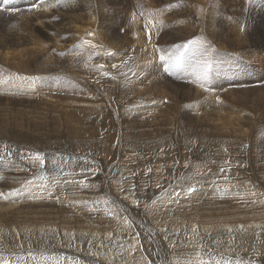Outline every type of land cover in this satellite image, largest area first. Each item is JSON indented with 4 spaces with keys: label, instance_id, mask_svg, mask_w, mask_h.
I'll list each match as a JSON object with an SVG mask.
<instances>
[{
    "label": "rangeland",
    "instance_id": "rangeland-1",
    "mask_svg": "<svg viewBox=\"0 0 264 264\" xmlns=\"http://www.w3.org/2000/svg\"><path fill=\"white\" fill-rule=\"evenodd\" d=\"M101 1V5H106L104 7L105 15L110 14V16L103 17L108 18L107 21L114 24L115 27L106 26V28H103L104 30L97 32V42L104 45H102V53L104 50L106 51L103 55L104 59L95 55L93 63L98 65L102 60V63H108H105V65L109 67L108 69L114 77L99 80L110 81L107 92L109 91L112 101L102 96L100 91L97 93V88L93 89V85L90 83L80 87L74 84V79H76L72 78L74 74L79 75L81 78L85 76L81 74L84 71V67L79 63L80 51L77 52V56L68 59L66 57L68 52H64L63 49V46H65L64 42L72 37V34L65 30V20L69 23H80L79 15L87 22H91L90 18L93 15H96L99 20L97 0H82L78 8L74 6L77 4V0H67L66 11H61L59 18H57L58 16L54 17L40 26H35L28 20H22L18 23L15 31L19 38L18 49L32 47L33 51L36 52H33L22 62V65L27 67L29 76L35 82L36 97L29 102L25 109L8 106L11 112L20 111L26 117L24 119H27V122L23 120L21 113L20 116L6 111L9 122L18 126V128L3 126L0 128L2 133L9 137L13 136V134L24 135V137L17 142H0V163L8 165V168L14 171H21L26 170V165L24 164L26 160L33 161L36 165L38 164L39 172L27 177L21 175L11 179L1 178L0 180V264H94V262L100 264L94 257V250H97L96 247H99V251L104 247L105 254H99V256L106 259L107 264H123L124 249L122 243L126 242L128 238L138 245L132 244L133 248L137 249L138 256L143 264H254L255 262V264H264V201H262V199L264 200V194L261 195L260 202H256L251 198L245 199L240 194L241 192L244 193V190H241L240 187L246 184H253L256 178H259L261 185L264 187L262 176H249V172L237 168L238 163L241 161L250 164L252 161L254 163L251 164V169L257 170V174L260 173L261 169H264V75L262 72L264 71V58H262L264 57V39L263 48L258 51L259 53L250 54V51H247L248 54L245 52L240 53L242 50L234 44L230 45L228 41L221 43L226 50L221 51L217 46L215 49L213 48L214 51H207L210 36L203 32L209 26L215 27L224 24L231 26L230 28L238 32V35L246 39L247 42L260 41V36L264 38V16L258 17L256 11L260 9L259 3L261 0H237L239 4L241 3L240 7L243 6L241 11L243 22H237L238 14L224 10L226 13L222 12L223 14L217 15L222 20L217 17H210L209 19L213 20L210 22L208 17H206L201 21L200 32L192 31L191 34L186 35L189 39L187 37H179L175 38L172 43L168 41V44L171 45L170 47H166L163 44L164 30L169 31L170 29V37L176 34L178 2L183 5H190L194 0H127L130 5L124 12V17L123 13L117 15L118 12L115 10L116 7L111 0ZM224 3L225 0L213 1V5L218 7L223 6ZM32 4L31 6L27 0H8L7 3H5V0H0V9L11 12L8 15H0V26L9 19L13 22V28L15 18H23L27 15H34L33 20L35 17V19L43 16L47 17L49 12L45 13V15L37 13L40 9H43L42 11L45 8L46 11L49 10V7L54 4V0H33ZM42 4H45V8L40 6ZM245 7L246 10H244ZM79 9H83V12H80ZM50 10L57 11L58 9L50 8ZM248 13H253V18ZM124 19H127L126 26H124ZM97 22L92 24L96 25ZM165 23H167V26H164ZM128 26H130L129 31L135 30V33L140 36L142 41L140 39L137 40L138 37L136 35L130 38V34H127L125 30ZM12 28L11 26H2L0 33L8 32ZM114 28L122 29L119 32V37L114 32ZM191 28L192 26L190 25ZM39 30L43 31V35ZM205 34L208 36V40L206 36H203ZM257 34L259 36H255ZM115 36L118 38L116 39ZM146 36L148 37L146 38ZM37 40H42L43 44H40ZM132 44H136L135 47ZM75 48L78 49L77 44ZM9 49L13 50L14 48L9 47ZM143 49L146 54H144V57L129 56L130 51L138 50L137 52H142ZM247 49L250 48L248 47ZM110 50L111 52H109ZM73 53L71 52L70 54ZM120 53H123V56ZM86 56L87 54L80 56V58L82 57L81 59L83 60ZM253 58H258L257 60L260 61L254 64ZM46 60L49 63L54 62L55 66L44 68L42 63ZM144 63L148 64L145 70L140 67ZM118 67L121 70V74H116ZM98 73L97 69L92 71L95 77H97ZM92 78L90 81L92 80L94 84L98 82V79ZM82 83L85 84L84 82ZM65 85L71 91L66 92L62 90L64 87H58ZM50 87L61 88L62 92L51 91ZM162 90L165 91V96L163 95V97L159 94ZM63 92L71 95L65 96ZM82 94L92 95V97H88L90 98V103H88L89 105L85 104V107H88L85 111L80 109L83 106ZM181 95L188 96L190 98L189 101H185L181 98ZM39 96L42 98L41 103L37 100ZM98 96H100L98 99L100 103L108 102L107 105H109L112 102L111 104L114 105V110H116L115 117L123 116L118 117L120 120L117 119L119 122L123 118L122 124L113 123L112 126L108 122L111 121V117H108L106 121L102 117L103 112L99 113L95 110L91 102L94 105L98 103L94 102V98H98ZM153 100H160V103L158 102L160 106H170L171 103L175 107L179 106V103L182 106L188 104L195 108L198 114L206 115V121H201V124L191 122V126L188 118L193 117L192 114L190 112L187 114L183 113L182 123L183 127H185L177 129L174 126L175 122L172 117L166 120L165 116L161 117L162 114L170 113V111L163 108L164 112L159 113L158 103ZM83 101H86V99ZM68 110L75 111L70 115ZM127 118L128 120L125 122ZM220 118L224 120L230 118L232 123L229 126H220L213 121L215 119L220 120ZM234 122L235 125L233 126ZM115 124L118 126H115ZM116 132L119 134L118 136L114 134ZM240 132L248 142V146L243 147L240 144H234L233 147L229 146L227 140L232 137H239L240 135L238 134ZM123 139L125 140L123 141ZM20 144H23L24 147H16ZM118 147L120 150H118ZM255 148H260L262 154L253 153ZM169 155H171V158ZM259 155L261 156L259 157ZM246 156H255L257 160L254 161L253 158L249 159ZM133 157L136 158L134 159ZM22 158L25 159L21 160ZM169 161H171V164H169ZM57 165H66L68 168L67 172H52L51 169ZM189 168L205 172L203 181L206 186H210L208 190L213 194L217 193L215 188L217 182H225L231 186L235 185L239 190L236 193L226 192L220 195L219 201L223 200L222 204L225 202L223 205L216 201L218 199H214L215 203L211 199L209 202L202 204L197 200V197L194 198L193 192L195 190L190 191L193 188H191L192 184L188 183H191L197 177L191 173ZM158 169L163 172L159 173ZM218 170H223L225 176H215ZM145 173H148L147 176ZM131 176L132 178H130L128 184L127 180ZM58 177H67L73 188L65 189L62 186L63 184L53 182ZM92 177L95 179L91 180L90 178ZM153 177L155 180L152 179ZM189 179L190 181L188 182ZM42 180L47 183H40ZM114 188L125 190L124 193L127 194L129 199H133V202L128 204L123 202L116 203L112 199V190ZM24 189H28L29 192L23 194L24 201L22 202L20 200V192L17 191L23 192L25 191ZM181 189L183 190L181 191ZM13 192H17V195L12 194ZM210 192L208 191V194ZM173 194H175L174 197ZM10 195L14 196V199ZM114 195L116 196L117 194L115 193ZM77 196H80V198H75ZM178 196L179 198L181 197L180 200L177 198ZM67 197H73V199L67 200ZM86 198L97 201L96 204H92L97 224H89L93 220L88 217L80 220L83 221L80 225L75 221V218L78 217L77 215L81 213L79 209L75 208L70 212L62 210V206L59 205L62 199L79 204ZM165 198L168 200L169 205H166ZM210 201L213 203H210ZM48 202H54L55 206ZM214 204L215 206H213ZM251 204L255 205V207H252ZM79 205L82 209L85 208L86 201ZM201 205L209 207L201 208ZM259 206L260 209H258ZM224 209L225 211L228 209V211L225 212ZM205 210H207V213ZM145 211H147L146 214ZM251 212L253 213L251 214ZM155 214L157 215L155 216ZM234 215L235 217H232ZM250 215L251 217L255 216L254 218L252 217L254 220L250 219ZM212 216L218 218L212 219ZM196 217L198 219H195ZM255 218L259 220H255ZM156 219H159V221L157 222ZM228 220L234 222L243 220L244 223L238 228V233L228 227L226 228V234L223 233V238H220L221 242H229L226 251L231 255V259L226 260L224 250L207 249L204 252V248L211 243L207 244L206 242L202 245L200 240L196 238L194 231L199 227L196 232L206 235V238H208L214 234L211 227L212 223H221ZM160 221L166 225L163 224V226L157 227L156 225ZM194 222L196 224H193ZM165 227L171 230L169 235H175L176 239L183 237L185 240L181 241V239L180 243L175 244L177 249L172 248V242L169 241V239L172 241L175 237H171L168 240L165 238L166 242L163 244L161 239H164L162 233H165ZM248 227L249 229H255L253 231L254 235L259 234L261 236L257 238L258 241L254 239L255 241L252 243L254 245L245 243V248L241 251L253 260L249 258L239 262L234 258L235 250L233 245L238 242V239L245 242L247 237L245 231ZM150 228H158V231H155L157 233L155 237H158L157 239L163 244V248L153 253H149L150 248L147 251V245L149 246L147 243L151 244L153 237L151 236L152 231ZM215 229L217 231L222 230L219 229V226H216ZM32 230H48L50 236L36 235ZM231 231L235 233L234 237L230 234ZM116 233L122 235V237H115ZM103 235L105 238L114 240L117 243L114 251H112L113 253L108 252L106 254V249L101 239ZM185 236H191V240H187ZM82 238H84V241H82ZM192 243L197 244L192 247ZM145 244L147 245L145 246ZM55 245L71 249L76 248L78 252L72 251L68 255L57 257L53 252L49 251V248ZM94 246L96 249H94ZM260 249L261 252H259ZM86 255L90 259L86 258ZM260 256L263 257L261 258Z\"/></svg>",
    "mask_w": 264,
    "mask_h": 264
},
{
    "label": "bare ground",
    "instance_id": "bare-ground-1",
    "mask_svg": "<svg viewBox=\"0 0 264 264\" xmlns=\"http://www.w3.org/2000/svg\"><path fill=\"white\" fill-rule=\"evenodd\" d=\"M28 1V3L32 6L33 4V0H27ZM81 1L82 0H77V4L76 5H74L75 6V8H78L80 5H81ZM90 1H93V0H90ZM108 1V0H107ZM213 1L214 0H194V2L192 3V4H190V5H183L181 2H178V6H179V10H178V19L176 20V23L178 24V26H177V32H176V34H174V35H172L171 37H170V35H169V33H171V31H170V29H169V31L168 30H164V33H165V37L163 38V44L164 45H166V47H170L171 45H169L168 44V41H170V43H172L173 42V40L175 39V38H179V37H181V38H188V36H186V35H188V34H191V32L193 31V32H195V31H199L200 30V27L202 26L201 25V21H203L206 17H208V20H210L209 18L210 17H217L219 20H222V19H220L217 15L218 14H220V13H222V12H224V13H226L224 10H226V11H228L229 13H231V12H234L235 14H238V18H237V22H243L242 20V16H241V11H242V7H240L241 5V3L239 4V2L237 1V0H233V1H231V0H229V1H227V0H225V3H224V5L223 6H221V7H218L217 5H213ZM241 1V0H240ZM71 2V1H70ZM101 0H97V3H98V13H99V20H98V18H96L97 16L96 15H93V16H91V18H90V21L91 22H87V21H84L83 20V18H82V16L81 15H79L80 16V19H81V22L80 23H77V22H72V23H69L67 20H65V23H64V26H65V30L66 31H68L70 34H72V37L69 39V40H67V41H65L64 43H65V46H63V49H64V52H68V54H67V58L68 59H70V58H72V57H75V56H77L78 54H77V52L78 51H80V55H79V63H80V65L81 66H83L84 67V71L81 73V74H83V75H85V76H83L82 78L79 76V75H73V77L72 78H76V79H74L75 80V85L76 86H78V87H80V86H83V85H85L86 86V84H88V83H90V84H92L93 85V89H96L97 88V93L100 91V94L102 95V96H104L106 99L107 98H109L110 100H111V96H110V94H109V91L107 92V89H109L108 88V84H109V82L110 81H102V80H99V79H104V78H112V77H114V76H112V73L110 72V70L108 69L109 67H107L106 65H105V63L106 64H108L107 62H105V63H102L103 62V60L101 61V59H104V57H103V55L105 54L104 52L106 51V50H104L103 51V53H102V48H103V46L100 44V43H98L97 41V32L98 31H100L101 32V30H104L103 28H106V26H108V27H110V28H113V27H115V25L114 24H112V23H109L108 21H107V19L106 18H104L103 16H110V14H106L105 15V13H104V7L106 6H104V5H101ZM103 2H105V1H103ZM111 2H112V4L116 7L115 8V10L118 12V14L117 15H119V13H123V17H124V12L128 9V7H129V5H130V3H128V1L127 0H124V1H121V0H111ZM244 2V1H243ZM249 2V1H248ZM16 3V2H15ZM245 3V2H244ZM50 4V3H49ZM246 4H247V2H246ZM260 9H257V11H256V13H257V16L258 17H260V16H264V0H261L260 1ZM45 5V4H44ZM43 4L42 5H40V6H44ZM136 5V4H135ZM218 5H219V2H218ZM132 6V5H131ZM257 6V5H256ZM58 7V8H57ZM111 7V6H110ZM132 7H134V6H132ZM248 7V6H247ZM12 8H14V7H12ZM44 8H45V6H44ZM50 8H53V9H58L59 10V12H57V11H53V10H50ZM66 8H67V0H54V4L53 5H51L50 7H49V10H45L44 9V11H42L41 9H40V11L37 13V14H44L45 15V13H47V12H49L48 14L49 15H47V17L45 16H43V17H40V18H37V19H35L34 18V20H33V16L34 15H27V16H25V17H17V18H15L14 19V27L12 28V26H13V22L12 21H10L9 19L2 25V26H11V30L10 31H8V32H4V33H0V36H3V37H0V128L1 127H3V126H12V127H14L15 129L16 128H18V126H16V125H13L12 123H10L9 122V120H8V118H7V115H6V111L7 112H10V113H14V114H18V115H20V111H18V110H15V111H13V112H11L10 111V109H9V105H11V106H16V107H19V108H21V109H25V107L29 104V102L31 101V100H33L36 96H35V82H33V79H31V77L29 76V72H27V67L26 66H24V65H22V62H23V60L24 59H27L31 54H33V48L32 47H27V48H24V49H18L19 48V44H18V40H19V38H18V36H17V34L15 33V31H16V29H17V27H18V23L19 22H21L22 20H28V21H30V22H32L35 26H40L41 24H43V23H46V22H48V21H50L52 18H54V17H57V18H59V15L61 14V11H66ZM114 8V7H113ZM112 8V9H113ZM258 8V7H257ZM18 9V8H17ZM39 9V8H38ZM109 9V8H108ZM130 9V8H129ZM140 9V8H139ZM80 10V12H83V9H79ZM110 10V9H109ZM114 10V9H113ZM244 10H246V7H245V9ZM243 10V11H244ZM50 11H51V13H50ZM248 11V10H247ZM250 12V11H249ZM252 12V11H251ZM255 12V11H254ZM26 13V12H25ZM115 13V12H114ZM246 13V12H245ZM8 14H11V12H9V11H2V9H0V15H8ZM30 14V13H29ZM32 14V13H31ZM131 14V13H130ZM223 14V13H222ZM233 14V13H232ZM249 15H251V18H253L252 17V14L253 13H248ZM140 15H142V14H140ZM229 15V14H228ZM38 16H40V15H38ZM230 16V15H229ZM233 16H237V15H233ZM11 17H14V16H11ZM228 17V16H227ZM232 17V16H231ZM247 17V16H246ZM75 18H76V16H75ZM128 18V17H127ZM134 18V17H133ZM230 18V17H229ZM235 18V17H234ZM110 19H111V17H110ZM131 19V18H130ZM135 19V18H134ZM138 19V18H137ZM136 19V20H137ZM215 19V18H214ZM262 19V18H261ZM118 20V19H117ZM125 20V19H124ZM127 20V19H126ZM126 20H125V25L124 26H126ZM132 20V19H131ZM228 20V19H227ZM230 20V19H229ZM232 20V19H231ZM98 21V22H97ZM113 21V20H112ZM129 21V20H128ZM206 21V20H205ZM211 21H213V20H210V22ZM218 21V20H217ZM216 21V22H217ZM258 21V20H257ZM97 22V24L96 25H93L92 23H96ZM215 22V23H216ZM224 22H225V19H224ZM231 22V21H230ZM234 23V22H233ZM257 23V22H256ZM119 24V23H118ZM117 24V25H118ZM136 24V23H135ZM172 24V23H171ZM203 24H205V23H203ZM206 24H207V21H206ZM212 24H214V23H212ZM220 24V23H219ZM227 24V23H226ZM120 25V24H119ZM174 25H175V23H174ZM190 25L192 26V28L190 29ZM231 25V24H230ZM236 25V24H235ZM257 25V24H256ZM2 26H0V28L2 27ZM99 26H103V27H99ZM105 26V27H104ZM121 26V25H120ZM164 26H167V23H165L164 24ZM206 26H208V25H206ZM212 26V25H211ZM214 26H215V24H214ZM116 27H118V26H116ZM123 27V26H122ZM137 27V26H136ZM139 28H140V26H138ZM150 27V26H149ZM168 27H170V26H168ZM231 27V26H230ZM229 26H227V25H220V26H215V27H207L203 32H206L209 36H210V39H209V41H208V47H207V51H214V49H215V47H219L220 49L219 50H226L224 47H222V45H221V43L223 42V41H228V43L230 44V45H235L237 48H239V49H241L242 51L240 52V53H243V52H245L246 54H248L247 53V51L249 52L250 51V54L251 53H256V52H258L261 48H263V36H260L259 38H260V41H248L247 42V40L246 39H243V38H241L239 35H238V32H236V31H234V29L233 28H230ZM233 27V26H232ZM119 28V27H118ZM118 28H114V32L117 34V36L119 35V32L122 30V29H118ZM174 28V27H173ZM176 28V27H175ZM205 28V27H204ZM203 28V29H204ZM238 28V27H237ZM3 29V28H2ZM129 29H130V26H128V27H126L125 28V30H126V32H127V34H130V38H132V37H134L135 35L138 37V39L137 40H139L140 39V36L137 34V33H135V30L134 31H129ZM141 29V28H140ZM166 29H168L167 27H166ZM172 29V28H171ZM240 29V28H239ZM261 29V28H260ZM110 30V29H109ZM139 31V30H138ZM150 31V30H149ZM152 31V30H151ZM168 31V32H167ZM241 31V30H240ZM1 32V31H0ZM39 32L43 35V31L42 30H39ZM112 32V31H111ZM148 32V31H147ZM167 32V33H166ZM200 32V31H199ZM105 33V32H104ZM149 33V32H148ZM147 33V35H149ZM154 33V32H153ZM156 33V32H155ZM173 33V32H172ZM202 33V32H201ZM242 33H243V31H242ZM248 33V32H247ZM126 34V35H127ZM203 34V33H202ZM104 35V34H103ZM106 35L108 36V34L106 33ZM153 35H155V34H153ZM179 35V36H178ZM180 35H185V36H180ZM198 35V34H197ZM197 35H196V37H197ZM101 36V35H100ZM117 36H115L116 37V39L119 37H117ZM142 36V35H141ZM151 36V35H150ZM199 36V35H198ZM203 36H206V39H207V35L205 34V35H203ZM255 36H259V34H257V35H255ZM148 36H146V38H147ZM190 37V36H189ZM195 37V38H196ZM98 38H99V36H98ZM112 38H114L113 36H112ZM111 38V39H112ZM136 38V37H135ZM142 38V37H141ZM191 38V37H190ZM193 38V37H192ZM205 38V37H204ZM149 39V38H148ZM154 39V38H153ZM189 39V38H188ZM101 40H102V38H101ZM108 40V39H107ZM114 40V39H113ZM126 40V39H125ZM141 40V39H140ZM208 40V39H207ZM102 41H104V39L102 40ZM142 41V40H141ZM146 41H148V40H146ZM152 41V40H151ZM150 41V42H151ZM177 41V40H176ZM185 41V40H184ZM184 41H181V42H184ZM37 42H39L40 44H43V41L42 40H37ZM107 42V41H106ZM126 42H128V40H126ZM140 42V41H139ZM143 42H145V41H143ZM149 42V41H148ZM156 42V41H155ZM175 42V41H174ZM178 42V41H177ZM179 42H180V39H179ZM178 42V43H179ZM200 42H201V40H200ZM69 43V44H68ZM104 43V42H103ZM192 43V42H191ZM195 43V42H194ZM225 43V42H224ZM77 44V47H78V49L77 48H75V45ZM139 44V43H138ZM141 44V43H140ZM143 44V43H142ZM197 44V43H196ZM199 44V43H198ZM205 44V43H204ZM108 45V44H107ZM112 45V44H111ZM119 45V44H118ZM133 45V44H132ZM135 45L136 44H134L133 46L135 47ZM144 45V44H143ZM146 45V44H145ZM120 46V45H119ZM154 46V45H153ZM182 46V45H181ZM198 46V45H197ZM228 46V45H227ZM9 47H13L14 49L13 50H10L9 49ZM144 47V46H143ZM250 48V49H247V48ZM137 48V47H136ZM135 48V49H136ZM154 48V47H153ZM195 48V47H194ZM199 48V47H198ZM201 48V47H200ZM214 48V49H213ZM149 49V48H148ZM180 50V49H179ZM138 51V50H137ZM136 50H134V51H130L129 52V56L130 55H133V56H136L137 58H141V57H144L146 54L144 53V49H143V51L142 52H137ZM203 51V50H202ZM71 52H74L73 54H70ZM109 52H111V50L109 51ZM113 52V51H112ZM121 52V51H120ZM182 52V51H181ZM34 53H36V52H34ZM119 53V52H118ZM124 53V52H123ZM122 53V54H123ZM239 53V54H240ZM259 53V52H258ZM261 53V52H260ZM85 54H87V56L86 57H84V59L82 60L81 58H80V56H83V55H85ZM121 54V53H120ZM121 54V55H122ZM145 54V55H144ZM147 54H148V52H147ZM95 55H97V56H101V59L98 61L99 63H100V61H101V63L100 64H98V65H94V63H93V60L95 59L94 58V56ZM115 55H118V54H115ZM125 55L126 56H128V54L127 53H125ZM237 55V54H236ZM123 56V55H122ZM255 56V55H254ZM105 57H107V56H105ZM119 57H121V56H119ZM204 57V56H203ZM262 57V56H261ZM114 58V57H113ZM112 58V59H113ZM117 58H118V56H117ZM133 58V57H132ZM136 58V59H137ZM172 58V57H171ZM262 58H264V57H262ZM108 59V58H107ZM120 59V58H119ZM135 59V60H136ZM170 59V58H169ZM254 60V64H256L257 62H259L260 60H257L258 58H253ZM98 60V59H97ZM97 60H96V62H97ZM115 60V59H114ZM113 60V61H114ZM139 60V59H138ZM146 60V59H145ZM151 60V59H150ZM195 60V59H194ZM242 60V59H241ZM108 61V60H107ZM112 61V62H113ZM124 61H125V59H124ZM141 61V60H140ZM175 61V60H174ZM95 62V63H96ZM110 62V61H109ZM115 62V61H114ZM122 62H123V60H122ZM167 62V61H166ZM118 63H119V60H118ZM121 63V62H120ZM151 63V62H150ZM196 63V62H195ZM97 64V63H96ZM115 64H117V63H115ZM126 64V63H125ZM169 65V64H168ZM173 65V64H172ZM193 65H195V64H193ZM42 66L44 67V68H47V67H54L55 66V63L54 62H48L47 60L46 61H44L43 63H42ZM115 66V65H114ZM258 66V65H257ZM120 67V66H119ZM119 67H118V71L116 70V74H121V70H119ZM140 67L143 69V70H145L147 67H148V64L147 63H144V64H141L140 65ZM187 67V66H186ZM112 68H115V67H112ZM122 68V67H121ZM261 68V67H260ZM263 68H264V66H263ZM94 69H97L98 71H99V73H98V75H97V77H95L94 76V74H92V71L94 70ZM116 69V68H115ZM167 69V68H166ZM111 70H114V69H111ZM153 70V69H152ZM168 70V69H167ZM240 70V69H239ZM254 70H255V68H254ZM184 71V70H183ZM206 71V70H205ZM204 71V72H205ZM260 71V70H259ZM113 72V71H112ZM263 72V75H264V71H262ZM114 73H115V71H114ZM191 73V72H190ZM202 73V72H201ZM255 73V72H254ZM189 74V73H188ZM193 75V74H192ZM197 75H199V74H197ZM256 75V74H255ZM254 75V76H255ZM94 76V77H93ZM238 76V75H237ZM94 78V79H98V82H95V84H94V82L91 80L90 81V79L91 78ZM204 77H206V76H204ZM264 77V76H263ZM30 78V79H29ZM92 78V79H93ZM111 80V79H110ZM152 80V79H151ZM205 80V79H204ZM95 81V80H94ZM145 81V80H144ZM196 81V80H195ZM73 82V81H72ZM82 82H84L85 84H83ZM111 82H112V80H111ZM150 83V82H149ZM195 83V82H194ZM178 84V83H177ZM192 84V83H191ZM96 85V86H95ZM143 85V84H142ZM90 86V85H89ZM89 86H87V87H89ZM95 86V87H94ZM110 86V85H109ZM190 86V85H189ZM252 86V85H251ZM58 87H61V88H63L62 90H64V91H66V92H69V91H71L69 88H68V86L67 85H65V86H58ZM58 87H56V88H53V87H50V90L51 91H56V93H59V91H61L62 92V90H61V88L60 89H57ZM140 87V86H139ZM223 87V86H222ZM221 87V88H222ZM110 88H111V86H110ZM152 89V88H151ZM68 90V91H67ZM144 91V90H143ZM198 91V90H197ZM196 91V92H197ZM66 92H63L64 94H65V96H70L71 94H68V93H66ZM148 92V91H147ZM167 92V91H166ZM184 92V91H183ZM186 92V91H185ZM164 93H165V91L164 90H162L161 91V93H159L162 97H163V95H164ZM206 93V92H205ZM63 94V95H64ZM192 94V93H191ZM190 95V94H189ZM92 97V95H88V94H82L81 95V99H82V102H83V106L82 107H80V109H81V111H85V109H87L88 107L86 106L85 107V104L87 103H90L89 102V99L90 98H88V97ZM165 96V95H164ZM80 97V96H79ZM99 97L100 96H98V98H94V102H98V103H95V105L93 104V102H91L92 103V105L94 106V108H95V110H97L99 113H102L103 112V114H102V117L104 118V120H108L107 118L108 117H111L112 119H111V121H108L109 123H111V125L113 124V123H121L123 120V118L121 119V121H117V119H118V117L116 118L115 117V114H116V110H114V105L113 104H111L112 102H110V104L109 105H107L108 104V102L107 103H103L102 101V103H100V101L98 100L99 99ZM103 97V98H104ZM181 98H183L185 101H189V97L188 96H186V95H181ZM41 96H39L38 97V101L41 103ZM86 99V101H83V100H85ZM92 99V98H91ZM108 100V99H107ZM206 100V99H205ZM91 101H93V100H91ZM112 101V100H111ZM155 103H160V100H153ZM209 101V100H208ZM181 102V101H180ZM157 104V106H158V109H159V113H163L164 112V110H163V108H166V109H168L169 111H170V113L169 112H166L165 114H162L161 115V117H164L165 116V120L167 119V118H169V117H172L173 119H174V122H175V124H174V126L177 128V129H183L184 127H183V123H182V121H183V113H185V114H187V113H191L192 114V116L193 117H190V118H188V121H189V124L191 125V122H194V123H196V122H198V124L200 123L201 124V121H206L205 120V116L204 115H202V114H198V111L195 109V108H192L190 105H188V104H186V105H183L182 106V104L181 103H179L180 105L179 106H177V107H175L172 103L170 104V106H168V105H164V106H160V104ZM188 103V102H187ZM67 105H68V103H67ZM66 105V106H67ZM89 105V104H88ZM91 105V104H90ZM92 106V107H93ZM91 108V107H90ZM93 108V109H94ZM92 109V110H93ZM123 109V108H122ZM75 111V110H74ZM74 111H69L68 110V112H69V114L71 115L72 114V112H74ZM119 111V110H118ZM22 114V113H21ZM129 114V113H128ZM139 114V113H138ZM123 115V114H122ZM125 115V114H124ZM21 116V115H20ZM104 116H106V117H104ZM130 116V115H129ZM98 117V116H97ZM120 117H123V116H120ZM119 117V118H120ZM127 117V116H126ZM208 117V116H207ZM22 118H23V120L24 121H26L27 122V119L25 120L24 118H26L23 114H22ZM101 118V117H100ZM99 118V119H100ZM125 119V118H124ZM212 119V118H211ZM233 119V118H232ZM102 120V119H101ZM118 120H120V119H118ZM127 120H128V118L125 120V122H127ZM234 120V119H233ZM130 121V120H129ZM214 122H217L220 126H229L232 122H230L231 121V119L230 118H227L226 120H224L223 118H220V120L219 119H215V120H213ZM102 122V121H101ZM141 122V121H140ZM124 123V122H123ZM216 123V124H217ZM115 124V126H118V125H116ZM122 124V123H121ZM124 124H126V123H124ZM139 124V123H138ZM127 125H129V124H127ZM134 125V124H133ZM154 125V124H153ZM212 125V124H211ZM215 125V124H214ZM235 125V122L233 123V126ZM113 126V125H112ZM120 126V125H119ZM131 126V125H130ZM192 126V125H191ZM8 127H7V129H8ZM108 127V126H107ZM134 127H136V126H134ZM133 127V128H134ZM138 127V126H137ZM115 128V127H114ZM114 128L112 129V133H113V130H114ZM122 128H124V127H122ZM218 128V127H217ZM110 129V128H109ZM108 129V130H109ZM120 129H121V127H120ZM127 129V128H126ZM131 129V128H130ZM134 129H136V128H134ZM231 129V128H230ZM125 130V129H124ZM124 130H122V131H124ZM128 130V129H127ZM17 131V130H16ZM21 131V130H20ZM131 131V130H130ZM142 131V130H141ZM140 131V132H141ZM12 132H14V131H12ZM125 132V131H124ZM10 133H11V131H10ZM15 133V132H14ZM23 133V132H22ZM109 133V132H108ZM111 133V132H110ZM120 133V132H119ZM131 133H133V132H131ZM142 133V132H141ZM224 133H226L225 131H224ZM114 134H117V132L116 133H114ZM119 134H117L116 136H118ZM130 135V134H129ZM234 135H236V134H234ZM238 135H240L239 137H232V138H229L227 141H228V145L229 146H231V147H233L234 146V144H240L241 146H243V147H246V146H248V142L246 141V139L244 138V136L241 134V132L238 134ZM121 137H122V135H120ZM131 136H133V135H131ZM131 136H129L130 138H131ZM24 137V135L22 136V135H20V134H13V136H7V135H4L3 133H2V131L0 130V142H17V141H19V140H21L22 138ZM109 137H110V135H109ZM125 137H126V135H125ZM111 138V137H110ZM136 138V137H135ZM142 138V137H141ZM145 138V137H144ZM143 138V139H144ZM126 139H128V138H126ZM132 139H134V138H132ZM140 139V138H139ZM142 139V140H143ZM147 139V138H146ZM145 139V140H146ZM12 140V141H11ZM125 139H123V141H124ZM116 142V141H115ZM136 142H137V139H136ZM140 142H142V141H140ZM144 142V141H143ZM129 143V142H128ZM196 143V142H195ZM136 144H138V143H136ZM145 144H146V141H145ZM135 145V144H134ZM150 145V144H149ZM130 146V145H129ZM16 147H24L23 146V144H20L19 146H16ZM130 147H132V146H130ZM188 147V146H187ZM26 148H27V146H26ZM26 148H25V150H26ZM135 148V147H134ZM139 148V147H138ZM137 148V149H138ZM190 148V147H189ZM131 149V148H130ZM147 149V148H146ZM182 149V148H181ZM192 149V148H191ZM198 149V148H197ZM216 149V148H215ZM29 150V149H28ZM118 150H120V148L118 147ZM187 150V149H186ZM195 150V149H194ZM30 151V150H29ZM146 151V150H145ZM133 152V151H132ZM137 152V151H136ZM149 152V151H148ZM147 153V152H146ZM253 153H260V154H262V150L260 149V148H255L254 150H253ZM120 154V153H119ZM122 155V154H121ZM143 155V154H142ZM141 155V156H142ZM133 156V155H132ZM131 156V157H132ZM146 156V155H145ZM261 155H259V157H260ZM264 156V155H263ZM23 157H24V155H23ZM168 157V156H167ZM169 157L171 158V155H169ZM168 157V158H169ZM173 157V156H172ZM247 158H249V159H254V161H256L257 160V157H255V156H252V157H248V156H246ZM119 158V157H118ZM134 158V157H133ZM136 158V157H135ZM134 158V159H135ZM167 158V159H168ZM23 159H25V158H22L21 160H23ZM20 160V161H21ZM164 160V159H163ZM169 160V159H168ZM133 161V160H132ZM132 161H131V164H132ZM148 161V160H147ZM172 161V160H171ZM171 161H169V164H171L170 162ZM177 161V160H176ZM141 162V161H140ZM160 162V161H159ZM134 163V162H133ZM144 163V162H143ZM182 163V162H181ZM200 163V162H199ZM252 163H254V162H252L251 161V164ZM260 163V162H259ZM263 163V162H262ZM24 164L26 165V170H21V171H14V170H12V169H9L8 167V165H6V164H3V163H0V180H1V178H8V179H11V178H15V177H18V176H21V175H23V177H27V176H30L31 174H33V173H36V172H39V166H38V164L36 165V163H34L33 161H28V160H26L25 162H24ZM156 164V163H155ZM162 164V163H161ZM164 164V163H163ZM176 164V163H175ZM251 164L250 163H248V162H244V161H241L240 163H238V166H237V168H241V169H243L244 171H247V172H249V176H256V177H263L264 178V169H261V170H263V172H261V170L259 171L260 173H258L257 174V170H252L251 168ZM138 165V164H137ZM146 165V164H145ZM153 165V164H152ZM159 165V164H158ZM135 166H136V164H135ZM143 166V165H142ZM142 166H141V168H142ZM149 166H150V164H149ZM174 166V165H173ZM154 167V166H153ZM156 167H157V165H156ZM167 167V166H166ZM185 167V166H184ZM149 168V167H148ZM260 168V167H259ZM145 169V168H144ZM162 169V168H161ZM159 170L158 172L159 173H161V172H163L162 170ZM165 169V168H164ZM163 169V170H164ZM203 169V168H202ZM66 170H68V168L66 167V165H57L56 167H54V168H52L51 169V171L52 172H57V173H60V172H67ZM139 170V169H138ZM155 170V169H154ZM181 170V169H180ZM189 170L191 171V173L195 176V177H197L196 179H193L192 181H191V183L189 182L190 181V179L188 180V184H192L191 185V188H193L195 191L193 192V195H195L194 196V198H196L197 197V200H199L202 204H204V203H207V202H209V200H214V199H218V200H216V201H219L220 199H219V197H220V195H222V194H225L226 192H231V193H236L239 189H238V187L237 186H235V185H228V184H226L225 182H217V184L215 185V188H216V190H217V193H215V194H213L212 192H210V190H208L209 188H210V186H206V183L203 181V178H204V171H202V170H199V169H193V168H189ZM178 171V170H177ZM187 171V170H186ZM27 172V173H26ZM149 172V171H148ZM154 172V171H153ZM175 172V171H174ZM183 172V171H182ZM57 173H55V174H57ZM156 173V172H155ZM146 174V173H145ZM148 174V173H147ZM147 174H146V176H147ZM157 174V173H156ZM190 174V173H189ZM160 175V174H159ZM188 175V174H187ZM191 175V174H190ZM189 175V176H190ZM155 176V175H154ZM168 176V175H167ZM185 176H186V174H185ZM215 176H225L224 175V172H223V170H218L217 171V174L215 175ZM160 177V176H159ZM171 177V176H170ZM187 177V176H186ZM261 177V179H262V183L264 184V181H263V178ZM130 178H132V176L131 177H129V179L127 180V182H128V184H129V180H130ZM168 178H169V176H168ZM188 178V177H187ZM91 180L92 179H95L94 177H92V178H90ZM152 179H154V177L152 178ZM182 179V178H181ZM192 179V178H191ZM155 180V179H154ZM158 180H159V178H158ZM169 180V179H168ZM172 180V179H171ZM153 181V180H152ZM160 181H162L161 179H160ZM159 181V182H160ZM175 181V180H174ZM2 182V181H1ZM53 182H55L56 184H59V183H61V184H63L62 186L65 188V189H72L73 188V185L70 183V181L67 179V177H58V178H56V179H54L53 180ZM156 183H158L157 181H155ZM185 182V181H184ZM40 183H42V184H46L47 182L46 181H44V180H42ZM155 183V184H156ZM169 183V182H168ZM173 183V182H172ZM142 184V183H141ZM186 184V183H185ZM157 185H159V184H157ZM166 185V184H165ZM183 185V184H182ZM131 186V185H130ZM143 186V185H142ZM160 187V186H159ZM178 187V186H177ZM138 188V187H137ZM143 188V187H142ZM136 189V188H135ZM139 189V188H138ZM166 189V188H165ZM164 189V190H165ZM179 189V188H178ZM240 189L241 190H244V193L243 192H241L240 194H242V196L245 198V199H247V198H251L252 200H254V201H256V202H260V198H261V195L262 194H264V187H263V185H261V182H260V180H259V178H256L254 181H253V184H246V185H242L241 187H240ZM25 191H23V192H21V191H17V192H20V196H21V198L20 197H18V198H20V200L23 202L24 201V195L23 194H25L26 192H29V190L28 189H24ZM144 190V189H143ZM180 190V189H179ZM183 189H181V191H182ZM189 190V189H188ZM113 192H112V199L116 202V203H118V202H120V203H129V202H133V199H129L128 198V196H127V194H125L124 193V191L125 190H122L121 188H114L113 190H112ZM180 191V192H181ZM208 191L210 192V194L212 193V195L211 196H209L210 194H208ZM211 191H213V190H211ZM17 192H13L12 194H15V196L17 195L16 193ZM138 192V191H137ZM167 192V191H166ZM179 192V191H178ZM117 194L116 196L114 195V194ZM170 193V192H169ZM176 193V192H175ZM182 193V192H181ZM183 193H184V191H183ZM186 193V192H185ZM192 193V192H191ZM19 194V193H18ZM157 194V193H156ZM167 194V193H166ZM189 194V193H188ZM136 195V194H135ZM138 195H139V193H138ZM171 195H172V191H171ZM174 195L175 194H173V197H174ZM185 195V194H184ZM11 196V195H10ZM9 196V197H10ZM159 196V195H158ZM176 196H177V194H176ZM188 196H190V195H188ZM8 197V196H7ZM11 197H13L12 199H14V196H11ZM172 197V196H171ZM211 197V198H210ZM75 198H80V196H77V197H75ZM140 198V197H139ZM177 198H179V196L177 197ZM181 198V197H180ZM180 198H179V200H180ZM186 198V197H185ZM192 198V197H191ZM263 198V197H262ZM8 199V198H7ZM67 200H71V199H73V197H67L66 198ZM142 199V198H141ZM145 199V198H144ZM11 200V199H10ZM19 200V199H18ZM67 200H64V199H62V202H60V206H62V210H65V211H70L71 212V210H73V209H75V208H77V210L79 209L80 211H81V213L80 214H78L77 216L78 217H76L75 218V221L77 222V223H79L80 225L83 223V221H80V220H82V219H84V218H88V217H90V219L92 218V220H93V222H90L89 224H97V221H96V219L94 218V216H95V211L93 210V206H92V204H96L97 203V201H94V200H92V199H89V198H86L85 200H83L82 202H79V204H83L85 201H86V207L85 208H83L82 209V207L78 204V203H72V202H68ZM178 200V199H177ZM182 200V199H181ZM184 200V199H183ZM186 200V199H185ZM196 200V199H195ZM37 201H40V200H37ZM37 201H36V203H37ZM42 201V200H41ZM135 201V200H134ZM165 203H166V205H169V202H168V200L165 198ZM187 201V200H186ZM262 201H264L263 199H262ZM20 202V201H19ZM181 202V201H180ZM182 202H184V201H182ZM214 203H215V200L213 201ZM213 202H211L210 201V203H213ZM221 202H223V200H221ZM220 201H219V203H221ZM41 203V202H40ZM40 203H38V204H40ZM43 203V202H42ZM46 203V202H45ZM49 204H51V205H53V206H55L54 205V202H48ZM151 203V202H150ZM187 203V202H186ZM225 203V202H224ZM223 203V204H224ZM135 204V203H134ZM141 204V203H140ZM153 204V203H152ZM190 204V203H189ZM192 204V203H191ZM218 204V203H217ZM222 204V203H221ZM222 204V205H223ZM132 205V204H131ZM141 205H143V204H141ZM151 205V204H150ZM155 205V204H154ZM187 206H188V204H186ZM193 205H195V203H193ZM227 205V204H226ZM259 205V204H258ZM36 206H37V204H36ZM41 206V205H40ZM136 206H137V203H136ZM190 206V205H189ZM196 206V205H195ZM200 206V205H199ZM207 205H201V208L202 207H206ZM213 206H215V204L213 205ZM217 206V205H216ZM251 206L252 207H255V205H253V204H251ZM257 206V205H256ZM106 207V206H105ZM150 207V206H149ZM198 207V206H197ZM207 207H209V206H207ZM223 207V206H222ZM226 207V206H225ZM225 207H223V208H225ZM262 207V206H261ZM38 208V207H37ZM41 208V207H40ZM129 208V207H128ZM133 208H135L134 206H133ZM227 208V207H226ZM132 209V208H131ZM136 209V208H135ZM150 209H152V207H150ZM197 209V208H196ZM206 209V208H205ZM211 209V208H210ZM218 209H220L219 207H218ZM229 209V208H228ZM228 209H226V211H225V209H224V211L225 212H227L228 211ZM258 209H260V206H259V208ZM145 210V209H144ZM153 210V209H152ZM159 210V209H158ZM203 210H204V208H203ZM222 210V209H221ZM121 211V210H120ZM132 211H134V210H132ZM148 211V210H147ZM147 211H145V214H146V212ZM155 211V210H154ZM207 210H205V212H206ZM212 211V210H211ZM210 211V212H211ZM76 212H78V211H76ZM123 212V211H122ZM138 212V211H137ZM136 212V213H137ZM149 212V211H148ZM157 212H159V211H157ZM157 212H155V213H157ZM225 212H223V213H225ZM229 212H231V211H229ZM229 212H228V214H229ZM135 213V214H136ZM144 213V212H143ZM160 213V212H159ZM207 213V212H206ZM220 213V212H219ZM253 212H251V214H252ZM138 214V213H137ZM149 214V213H148ZM231 214H232V212H231ZM133 215V214H132ZM131 215V216H132ZM140 215V214H139ZM143 215V214H142ZM150 215V214H149ZM157 214H155V216H156ZM209 215V214H208ZM211 215V214H210ZM213 215V214H212ZM215 215V214H214ZM224 215H226V213L224 214ZM230 215V214H229ZM138 216V215H137ZM145 216H147V217H149L148 215H145ZM231 216V215H230ZM229 216V217H230ZM249 216V215H248ZM97 217V216H96ZM213 217V216H212ZM216 217V216H215ZM215 217H213L212 219H214ZM227 217V216H226ZM228 217V218H229ZM232 217H235V215L234 216H232ZM240 217V216H239ZM250 217H251V215H250ZM253 218L255 217V216H252ZM252 217L250 218L251 220H254V219H252ZM263 217V216H262ZM102 218V217H101ZM101 218H100V220H101ZM114 218V217H113ZM149 218H151V217H149ZM158 218V217H157ZM216 218H218V217H216ZM222 218V217H221ZM242 218V217H241ZM99 219V218H98ZM151 219H155V218H151ZM195 219H198L197 217L195 218ZM210 219V218H209ZM208 219V220H209ZM220 219V218H219ZM226 219V218H225ZM235 219V218H234ZM263 219H264V217H263ZM143 220V219H142ZM146 220V219H145ZM157 220V219H156ZM155 220V221H156ZM221 220V219H220ZM222 220H223V218H222ZM255 220H259L258 218H255ZM90 221V220H89ZM159 221V219L157 220V222ZM99 222V221H98ZM140 222V221H139ZM148 222V221H147ZM154 222V221H153ZM214 222V221H213ZM155 223V222H154ZM169 223V222H168ZM172 223V222H171ZM244 223V221L242 220L241 222H234V221H223V222H221V223H215V224H213L212 223V225H211V227H212V231H214V234L212 235V236H209L208 238H206V235H201V234H199L198 232H196V230L197 229H199V227L194 231L195 232V235H196V238H198L199 240H200V243L203 245L204 243H206L207 242V244L209 243H211L210 245H207V247H205L204 248V252H206L207 251V249H217L218 251H222V250H224V254H225V259L226 260H228V259H231V255H229L228 254V252L226 251V249H227V245L229 244V242H221L220 241V238H223V233H225L226 234V228H232L233 229V231L235 232V233H238L239 231H238V228L241 226V224H243ZM142 224V223H141ZM145 224H147V223H145ZM149 224H151V223H149ZM156 224V223H155ZM158 224V223H157ZM163 224H165V223H162L161 221H160V223L158 224V225H156L157 227H160V226H163ZM193 224H196L195 222L193 223ZM255 224H256V222H255ZM118 225V224H117ZM120 225V224H119ZM148 225V224H147ZM147 225H146V227H147ZM166 225V224H165ZM168 225V224H167ZM210 225V224H209ZM155 226V225H154ZM169 226H171V225H169ZM216 226H219V229L221 230V231H217L215 228H216ZM225 226V227H224ZM257 226V225H256ZM143 227V226H142ZM149 227V226H148ZM175 228H176V226H174ZM250 227H252V226H250ZM206 228V227H205ZM208 228V227H207ZM225 229V230H224ZM145 230V229H144ZM148 230H149V228H148ZM150 230L152 231L151 233H152V235L151 236H153L152 237V242H151V244L150 243H147V244H149V246L147 245V244H145V246L147 245V251L149 250V248H150V251H149V253H153V252H155V251H158V250H160L161 248H163V244H165V242H166V239L168 240L169 238H171V237H175V235H169L170 234V231L171 230H169V228L168 229H166V227H165V233H162V235H163V237H164V239L162 238L161 240H162V242H163V244L155 237V236H157V233H155V231H158V228H150ZM255 229H249V227L248 228H246V234H247V237H246V239H245V242H244V240H240L239 241V239H238V242H236L234 245H233V248H234V250H235V256L234 255H232V256H234V258L236 259V261H239V262H241L240 260H248L249 258H250V260H253V259H251V257L250 256H248L247 254H245V253H243V252H241L242 251V249L243 248H245L244 246H245V243L246 244H248V245H254V244H252L253 243V241H255V240H257L258 241V239L257 238H259L261 235H259V234H257V235H254L253 234V231H254ZM36 235H48V236H50V233L48 232V230H32ZM177 231H178V229H177ZM233 231H231V235H232V237H234V235H235V233L233 232ZM203 232V231H202ZM182 234V233H181ZM180 234V235H181ZM159 236V235H158ZM183 236H184V234H183ZM115 237H117V238H120V237H122V235H120V234H118V233H116L115 234ZM178 237V236H177ZM186 237V236H185ZM166 238V239H165ZM191 238V236H188V237H186V239L187 240H189ZM81 239V238H80ZM83 240L82 241H84V238H82ZM102 242H103V244H104V246H105V249H106V254H108V252H110V253H113L112 251H114V248L117 246V243L114 241V240H109V239H107V238H105V236L103 235L102 236ZM129 239V238H128ZM127 239V241L126 242H123L122 243V247H123V249H124V260H123V264H143V262L141 261V259L139 258V256H138V252H137V249H135V248H133V245L132 244H135L136 245V242L134 243L133 242V240L132 239H129L128 240ZM178 239V240H177ZM176 239V237L171 241L170 239H169V241L170 242H172L171 244H172V248H174V249H177V246H175V244H178V243H180V240L181 241H183L184 239H183V237H181V238H177ZM255 239V240H254ZM191 240V239H190ZM185 241V240H184ZM121 243V242H120ZM188 244V243H187ZM197 243H192L191 245H193L192 247H195V245H196ZM199 244V243H198ZM136 246H138V245H136ZM97 248V250H94V253H95V259H96V261L99 263L100 262V264H107V262H106V259H104L102 256H99V254L101 255V254H105V250H104V247L102 248V250L101 251H99L98 250V248L99 247H96ZM95 248V246H94V249H96ZM262 249V248H261ZM261 249H260V251L259 252H261ZM90 250V249H89ZM49 251H51V252H53L54 254H55V256H61V257H63L64 255H68V254H70L72 251H75V252H78V249H76V248H73V249H71V248H65V247H58V246H52V247H50L49 248ZM244 251V250H243ZM140 252V251H139ZM252 252V251H251ZM263 253V252H262ZM262 255V254H261ZM86 258H89L90 259V257H88L87 255L85 256ZM254 257H256V256H254ZM261 257V256H260ZM263 257V256H262ZM261 257V258H262ZM257 260V259H256ZM243 262V261H242ZM251 262V261H250ZM245 263V262H244ZM256 263V262H255ZM254 263V264H255ZM94 264H97L96 262H94ZM109 264V263H108ZM111 264V263H110ZM145 264V263H144ZM258 264V263H257Z\"/></svg>",
    "mask_w": 264,
    "mask_h": 264
},
{
    "label": "snow or ice",
    "instance_id": "snow-or-ice-1",
    "mask_svg": "<svg viewBox=\"0 0 264 264\" xmlns=\"http://www.w3.org/2000/svg\"><path fill=\"white\" fill-rule=\"evenodd\" d=\"M8 2V0H5V3H7ZM161 59H163V57H161ZM190 191H194V189H192V190H190Z\"/></svg>",
    "mask_w": 264,
    "mask_h": 264
}]
</instances>
